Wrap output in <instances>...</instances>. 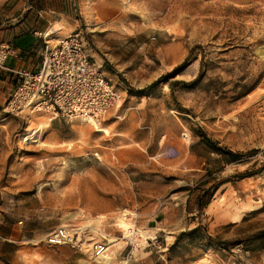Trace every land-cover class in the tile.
<instances>
[{"label": "rangeland", "instance_id": "obj_1", "mask_svg": "<svg viewBox=\"0 0 264 264\" xmlns=\"http://www.w3.org/2000/svg\"><path fill=\"white\" fill-rule=\"evenodd\" d=\"M29 1L60 21L52 44L83 33L121 103L96 120L108 134L43 106L11 114L17 78L0 70V264H264V240L246 241L264 230V0H7L0 14ZM198 226L211 242L180 236ZM58 227L80 244L48 246Z\"/></svg>", "mask_w": 264, "mask_h": 264}, {"label": "built area", "instance_id": "obj_2", "mask_svg": "<svg viewBox=\"0 0 264 264\" xmlns=\"http://www.w3.org/2000/svg\"><path fill=\"white\" fill-rule=\"evenodd\" d=\"M61 31L62 27L55 23L48 28L44 38H55ZM46 40L37 72L9 71L2 64L11 48L7 45L0 48V70L17 78L6 111L20 114L43 106L53 114V119L61 117L67 122H85L98 120L119 107L121 97L117 88L89 54L82 32L55 40V44ZM45 242L50 247L80 244L78 234L67 227L49 232ZM107 249L105 243H96L92 247V256L101 258Z\"/></svg>", "mask_w": 264, "mask_h": 264}, {"label": "crops", "instance_id": "obj_3", "mask_svg": "<svg viewBox=\"0 0 264 264\" xmlns=\"http://www.w3.org/2000/svg\"><path fill=\"white\" fill-rule=\"evenodd\" d=\"M6 2L0 0V10L3 11ZM47 6L38 8L34 1H29L26 12L17 18L7 20L8 13L0 14V48L4 45L11 48L4 62L9 71L37 72L40 68L48 28L60 24V21L53 20L52 10ZM106 74L112 75L109 71Z\"/></svg>", "mask_w": 264, "mask_h": 264}, {"label": "trees", "instance_id": "obj_4", "mask_svg": "<svg viewBox=\"0 0 264 264\" xmlns=\"http://www.w3.org/2000/svg\"><path fill=\"white\" fill-rule=\"evenodd\" d=\"M164 79V77H160L158 78L152 85H155L157 83H160L162 80ZM177 83V82H176ZM201 139L203 141V143L209 147H211L216 154H218L222 161L224 162L225 165L231 164L232 162H235L237 157L239 156L237 153L228 151V150H224V149H216L215 146L213 144L210 143V141L208 140V138H206L203 134L201 135ZM222 185L221 182H217L216 184H214V191L217 190V188H219ZM205 194V196H208V199H210V194L209 191H205L202 196ZM201 196V197H202ZM199 197V200H201L202 198ZM206 203L204 204H200L198 208L203 207L204 205H206ZM202 228L200 226L187 231L186 233H182L180 236L185 235V236H195V238H204L206 239L208 242L212 241V238L210 236H208L207 234L201 232ZM264 240V230L257 232L256 234H253L251 236H249L246 241H261ZM226 243L222 242L219 245L224 246Z\"/></svg>", "mask_w": 264, "mask_h": 264}, {"label": "bare ground", "instance_id": "obj_5", "mask_svg": "<svg viewBox=\"0 0 264 264\" xmlns=\"http://www.w3.org/2000/svg\"><path fill=\"white\" fill-rule=\"evenodd\" d=\"M55 28V27H54ZM53 28V29H54ZM264 53V51H262L260 54ZM86 123L89 122V124L94 128L95 132H98V133H104V134H108V132L103 129L100 124L96 121V120H87L85 121ZM36 132V131H35ZM34 132V133H35ZM28 136V135H27ZM32 135L30 134V136H28L27 138L31 137ZM124 216V215H123ZM120 228L125 232V234H129L131 233V228L130 226L125 222V218H121L120 219V224H119ZM96 231L97 230H93L92 229V233H90L91 235L89 236V238L83 243L84 246H87V247H91L92 244L97 240L98 238V234H96ZM87 238V236H86ZM89 242V243H88ZM89 250V249H88ZM87 250V252H88ZM91 250V249H90ZM90 253V252H89ZM206 262V261H205Z\"/></svg>", "mask_w": 264, "mask_h": 264}]
</instances>
